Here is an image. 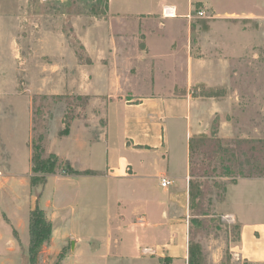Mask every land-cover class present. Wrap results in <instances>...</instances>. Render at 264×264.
Returning <instances> with one entry per match:
<instances>
[{
	"label": "crops",
	"instance_id": "obj_1",
	"mask_svg": "<svg viewBox=\"0 0 264 264\" xmlns=\"http://www.w3.org/2000/svg\"><path fill=\"white\" fill-rule=\"evenodd\" d=\"M196 2L210 18L194 19ZM263 13L264 0H110L103 54L136 72L117 78L114 70H91L87 86L96 83L92 93L110 97L103 102L104 125L76 117L70 132L59 136L62 146L48 136L46 151L57 155L58 167L47 176L55 181L53 199L39 205L46 211L54 206L47 242L70 246L62 264H190V140L209 134L214 119L238 100L233 61L255 57L249 26ZM123 17L137 35L115 32L113 19ZM95 41L85 40L93 54ZM201 90L226 96L195 94ZM229 123L220 121L219 134ZM171 134L183 141L175 154ZM26 144L28 165L21 167V158L0 141V264H23L17 256L29 252L38 202L32 198V138ZM164 176L171 181L166 187ZM240 204L237 254L262 264L264 216L247 218V203Z\"/></svg>",
	"mask_w": 264,
	"mask_h": 264
},
{
	"label": "rangeland",
	"instance_id": "obj_2",
	"mask_svg": "<svg viewBox=\"0 0 264 264\" xmlns=\"http://www.w3.org/2000/svg\"><path fill=\"white\" fill-rule=\"evenodd\" d=\"M69 1L0 0V141L5 143L12 157L14 154L21 158V167L28 165L25 158L27 140L32 138L33 142L41 134L45 137L46 149L50 134L53 141L60 139L58 146H62L63 138L59 136L67 116L71 117V124L80 117L87 124L104 125L103 102L110 97L109 93L102 91L99 95L92 93L98 87L96 83L94 87L87 86L91 70L100 75L104 70H114L117 78L119 74L136 72L133 67L128 71L120 65L124 61H110L103 54L102 37L109 30V24L104 20H108L109 10L106 16H95L91 12L69 14L65 9ZM204 8L202 3H194L192 14L195 20L210 18L207 13L206 16L198 14ZM120 19H113L115 32L123 36L137 35L136 28L130 26L131 22H126L128 18ZM251 22L249 29L255 32V57L233 61L234 67L239 68V74L233 77V82L240 88L234 95L239 98L233 104L228 103L224 113L218 116L219 123L224 119L230 121L219 136L223 147L236 148L239 159L233 164L237 173L224 174L218 168V160L211 161L208 155L196 154L192 164L197 167L193 178L197 187L193 207L189 198V236L193 258L198 256L200 264H244L246 260L237 254L243 222L238 215L240 203H247L243 205L247 218L264 216V176L247 177L253 172L248 162L251 152L248 145L236 144L242 139H264V16ZM134 30L135 34L132 33ZM88 37L96 39L91 44L94 54L85 43ZM99 82L102 87V80ZM195 94L226 96V93L212 90ZM170 144L171 152L175 154L183 141L178 134H171ZM261 168L263 171L264 166ZM58 172L65 174L63 170ZM54 187L53 179L36 187L32 192L33 200H52ZM82 206L87 207L86 203ZM46 210L49 218L54 206ZM193 217L198 222L193 224ZM46 243L36 264H62L70 246L62 249L54 243ZM17 258L23 264H32L26 250L21 249Z\"/></svg>",
	"mask_w": 264,
	"mask_h": 264
},
{
	"label": "trees",
	"instance_id": "obj_3",
	"mask_svg": "<svg viewBox=\"0 0 264 264\" xmlns=\"http://www.w3.org/2000/svg\"><path fill=\"white\" fill-rule=\"evenodd\" d=\"M67 13L79 15L84 12H91L95 16H106L109 10V0H70L65 4ZM47 8V6H45ZM34 102V106H35ZM71 117L67 116L65 118L64 124L65 127L62 130L61 134H68L71 126ZM219 126L218 117H216L212 123L211 133L206 136H197L192 137L190 140V199L191 206H194V200L196 197V187L197 182L193 179L197 173V167H194L193 160L196 154L203 156H210L212 160H218V168L224 171V174L232 175L237 173L236 165L233 162L238 158L236 148L232 147H223L221 142V137L219 136ZM43 141L45 137L39 135L35 140L33 139L32 148H33V167L31 175V187L32 192L38 186H43L47 181V176L49 174L55 173L58 167V157L54 153H47ZM237 146L248 145L251 155L248 156V162L252 165L253 172L247 177H253L257 175L259 177L264 176V139H242L236 142ZM258 153H261V157H258ZM239 159V158H238ZM70 167L67 168V171L71 172ZM257 169H259L257 173ZM256 171V172H255ZM241 172V170H240ZM242 174H245L242 172ZM40 198H41V194ZM37 195V197H39ZM37 205L31 211L30 218V233L31 241L29 246L30 261L32 264H36L38 255L43 247V245L50 239L53 224L50 219L47 217L46 212L43 207L39 205L37 199ZM191 222L194 224L197 221L196 217L191 219ZM194 253L192 251V241L189 240V262L190 264H200L198 256L194 259ZM244 264H257L252 263L246 260ZM264 264V263H262Z\"/></svg>",
	"mask_w": 264,
	"mask_h": 264
},
{
	"label": "built area",
	"instance_id": "obj_4",
	"mask_svg": "<svg viewBox=\"0 0 264 264\" xmlns=\"http://www.w3.org/2000/svg\"><path fill=\"white\" fill-rule=\"evenodd\" d=\"M168 9V11H171V8H167ZM168 13H170V12H168ZM198 14L200 15V16H206V11L204 10V9H201L199 12H198ZM161 184H162V186H164V187H166V186H168V185H170L171 184V181H170V179L168 178V177H162V179H161Z\"/></svg>",
	"mask_w": 264,
	"mask_h": 264
}]
</instances>
